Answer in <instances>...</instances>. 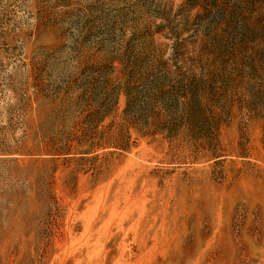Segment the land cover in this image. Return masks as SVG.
<instances>
[{"label":"rangeland","instance_id":"1","mask_svg":"<svg viewBox=\"0 0 264 264\" xmlns=\"http://www.w3.org/2000/svg\"><path fill=\"white\" fill-rule=\"evenodd\" d=\"M0 264H264V0H0Z\"/></svg>","mask_w":264,"mask_h":264}]
</instances>
